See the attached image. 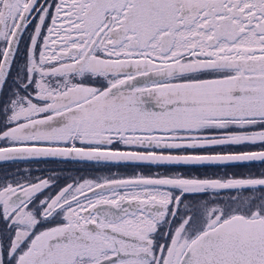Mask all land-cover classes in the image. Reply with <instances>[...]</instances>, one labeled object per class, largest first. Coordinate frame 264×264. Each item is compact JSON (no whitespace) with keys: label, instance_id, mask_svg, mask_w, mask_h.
Segmentation results:
<instances>
[{"label":"snow or ice","instance_id":"1","mask_svg":"<svg viewBox=\"0 0 264 264\" xmlns=\"http://www.w3.org/2000/svg\"><path fill=\"white\" fill-rule=\"evenodd\" d=\"M0 164V264H264V0H0Z\"/></svg>","mask_w":264,"mask_h":264},{"label":"flooded vegetation","instance_id":"2","mask_svg":"<svg viewBox=\"0 0 264 264\" xmlns=\"http://www.w3.org/2000/svg\"><path fill=\"white\" fill-rule=\"evenodd\" d=\"M1 164L0 166H2ZM7 167H13L12 165H7ZM22 167L26 168H32V169H48V168H62L65 169L66 171L63 172V175L68 176H91V175H97V174H108L107 169H94L88 165H81L78 163H64V164H54V163H49V164H24ZM2 168V167H0ZM131 169H111V172H119L122 174H128L131 173ZM146 171V170H145ZM34 175H46L45 172L41 171H34ZM229 193H220L219 198L224 199L227 198ZM206 199H214L216 197L212 195H207L204 196V194H201Z\"/></svg>","mask_w":264,"mask_h":264},{"label":"rangeland","instance_id":"3","mask_svg":"<svg viewBox=\"0 0 264 264\" xmlns=\"http://www.w3.org/2000/svg\"><path fill=\"white\" fill-rule=\"evenodd\" d=\"M0 167H2V168H0V170H2L3 168H8L7 165H2ZM224 199H227V198H224Z\"/></svg>","mask_w":264,"mask_h":264}]
</instances>
